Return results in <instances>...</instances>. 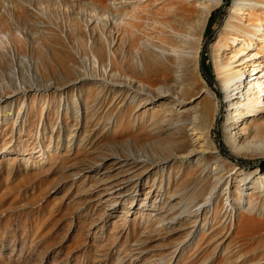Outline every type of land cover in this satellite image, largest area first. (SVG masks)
Returning <instances> with one entry per match:
<instances>
[{
  "label": "rangeland",
  "instance_id": "1",
  "mask_svg": "<svg viewBox=\"0 0 264 264\" xmlns=\"http://www.w3.org/2000/svg\"><path fill=\"white\" fill-rule=\"evenodd\" d=\"M111 1L0 0V264H263L264 231L236 236L245 198L223 190L205 203L208 190L182 183ZM233 1L206 27L212 86ZM127 78L133 88L115 83ZM225 127L224 111L212 135L225 167L261 168L264 157L229 154Z\"/></svg>",
  "mask_w": 264,
  "mask_h": 264
},
{
  "label": "bare ground",
  "instance_id": "2",
  "mask_svg": "<svg viewBox=\"0 0 264 264\" xmlns=\"http://www.w3.org/2000/svg\"><path fill=\"white\" fill-rule=\"evenodd\" d=\"M223 1L112 0L110 6L135 42L130 49L140 53L132 54L141 61L138 70L149 75L155 89L151 123L169 125L167 139L184 166L182 183L197 182L208 190L205 203L223 190L244 197L249 213L240 219L236 236H258L264 231V165L254 172L237 164L225 167L230 160L212 132L225 111L229 154L239 161L242 155L264 157V0L233 1L218 31L212 86L201 72L200 55L209 18ZM97 76L110 80L107 73ZM128 81L115 83L133 88ZM221 209L215 206L214 215Z\"/></svg>",
  "mask_w": 264,
  "mask_h": 264
},
{
  "label": "water",
  "instance_id": "3",
  "mask_svg": "<svg viewBox=\"0 0 264 264\" xmlns=\"http://www.w3.org/2000/svg\"><path fill=\"white\" fill-rule=\"evenodd\" d=\"M201 69H202V72L209 78V79H213L208 73H207V71H206V69H205V65H204V62H203V60L201 61ZM216 129H218V128H216ZM219 143V142H218Z\"/></svg>",
  "mask_w": 264,
  "mask_h": 264
},
{
  "label": "trees",
  "instance_id": "4",
  "mask_svg": "<svg viewBox=\"0 0 264 264\" xmlns=\"http://www.w3.org/2000/svg\"><path fill=\"white\" fill-rule=\"evenodd\" d=\"M205 69H206L207 73L213 78V72H212V70L209 69V68H207L206 66H205Z\"/></svg>",
  "mask_w": 264,
  "mask_h": 264
}]
</instances>
